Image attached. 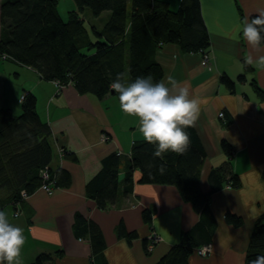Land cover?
Segmentation results:
<instances>
[{
    "label": "crops",
    "instance_id": "0c3cea01",
    "mask_svg": "<svg viewBox=\"0 0 264 264\" xmlns=\"http://www.w3.org/2000/svg\"><path fill=\"white\" fill-rule=\"evenodd\" d=\"M162 1L178 10L183 0ZM200 1L211 39L208 62L206 54L185 53L176 44L163 46L155 58L164 70L162 81L171 76L181 84L187 83L194 95L206 101L195 126L207 153L200 176L202 189L210 190L211 170L227 160L223 141L235 149L232 164L241 186H225L213 195L211 208L217 228L212 251L208 256L195 252L190 264H245L254 224L264 213V69L252 67L247 80L236 82L234 91L222 83L221 77L227 74L237 80L245 72L246 55H264V45L257 51L243 39L237 43L226 36L244 19L258 15V10L264 9V0ZM253 80L263 95L253 86ZM29 92L36 96L37 110L52 130L51 168L68 170L72 181L68 187L54 188L52 194L39 188L21 203L4 208L9 220L24 229L27 240L22 250L23 264L32 263L43 253L56 257L55 264H92L90 239L75 235L77 212L99 225L108 264L158 262L199 220L178 189L141 184L137 169L133 193L121 208L106 210L98 208L86 189L102 168V160L111 153L123 157L119 178L124 180L133 144L144 140L137 119L121 111L114 92L99 99L91 93L80 94L73 84L59 90L54 81L45 80L34 68L0 57V109L10 108L15 115L21 114V98ZM222 112L223 118L219 117ZM146 208L153 213L152 227L142 217ZM227 211L242 216L243 226L228 224ZM121 222L128 231H137L139 238L132 242L119 238L116 229ZM153 233L159 241L146 254L143 242Z\"/></svg>",
    "mask_w": 264,
    "mask_h": 264
},
{
    "label": "trees",
    "instance_id": "16d2710c",
    "mask_svg": "<svg viewBox=\"0 0 264 264\" xmlns=\"http://www.w3.org/2000/svg\"><path fill=\"white\" fill-rule=\"evenodd\" d=\"M74 1L77 10L70 11L65 20L58 9L59 0H1L0 57L34 68L45 80L59 81L64 87L73 84L80 94L91 93L104 99L112 93L110 84L117 73H125L129 80L150 75L154 82L162 81L164 70L155 56L165 45L176 44L185 53L206 54L210 49L211 39L200 0H183L178 10H172L162 0ZM87 8L95 17L109 11L110 18L102 28H88L81 17ZM252 70V66L245 64V72L237 80L224 74L221 81L234 91L236 82L246 81ZM252 84L263 95L254 80ZM21 102L19 115L10 108L0 109V210L8 204L21 203L24 194L32 195L44 182L62 188L72 181L68 170L51 168L52 130L37 110L36 96L25 93ZM186 131L191 142L183 155L168 152L163 160L154 158L155 146L139 140L133 144L123 181L119 178L123 157L111 153L102 160V168L86 186L88 196L100 210L123 206L124 200L133 193V174L137 169L141 172V184L172 185L178 189L183 200L193 206L199 220L155 264H190L196 249L211 245L217 228L211 208L213 195L225 186H241L240 176L232 164L235 149L223 141L227 160L211 170L210 190L205 192L200 176L207 153L196 128ZM162 163L163 174L159 171ZM43 170L50 174L48 181L42 178ZM142 217L152 227V210L144 209ZM225 219L235 227L244 224L243 217L231 211L226 212ZM73 227L77 237L90 239L92 264H108L99 225L77 212ZM116 232L128 242L139 238V233L128 231L123 222ZM143 243L146 254H150L151 244L156 243L152 238L144 239ZM261 255H264V213L254 224L245 264ZM55 262L56 257L43 253L30 264Z\"/></svg>",
    "mask_w": 264,
    "mask_h": 264
},
{
    "label": "clouds",
    "instance_id": "9594fccd",
    "mask_svg": "<svg viewBox=\"0 0 264 264\" xmlns=\"http://www.w3.org/2000/svg\"><path fill=\"white\" fill-rule=\"evenodd\" d=\"M226 36L237 43L243 39L253 50L264 43V9L258 15L244 19ZM246 65L264 69V55L244 58ZM58 87L59 81L54 82ZM110 88L117 94L121 111L138 121L144 141L155 146L154 158L164 159L173 152L183 155L190 145L186 129L195 127L200 117L204 99L192 93L187 83L181 84L169 76L167 81H153L149 76L129 80L125 73H117ZM161 174L165 171L162 163ZM24 229L9 220L6 211L0 210V264H23L22 250L26 244ZM250 264H264V255L257 256Z\"/></svg>",
    "mask_w": 264,
    "mask_h": 264
},
{
    "label": "rangeland",
    "instance_id": "374dc122",
    "mask_svg": "<svg viewBox=\"0 0 264 264\" xmlns=\"http://www.w3.org/2000/svg\"><path fill=\"white\" fill-rule=\"evenodd\" d=\"M1 1V0H0ZM59 12L61 16L67 20L68 19V13L72 10H77V5L74 0H59V5H58ZM81 17L84 19L85 24L87 25L88 28L92 26H96L98 28H102L106 22L110 18V12L106 11L104 12L101 16L95 17L91 10L87 8L81 15ZM4 63H9V62H4ZM220 117V114H219ZM41 188V187H40ZM26 196L25 198H27Z\"/></svg>",
    "mask_w": 264,
    "mask_h": 264
},
{
    "label": "built area",
    "instance_id": "2783aa9c",
    "mask_svg": "<svg viewBox=\"0 0 264 264\" xmlns=\"http://www.w3.org/2000/svg\"><path fill=\"white\" fill-rule=\"evenodd\" d=\"M209 58H208V55L206 54L205 55V61L208 62ZM60 85V84H59ZM57 88L59 90H62L64 88L63 85H60L59 87L57 86ZM21 100H24V95L22 96ZM224 113H220V117L223 118L224 117ZM42 178L45 180V181H48L50 179V174L48 173L47 170H43L42 171ZM42 189H44L46 192H48L49 194H52L53 191H54V187L47 183V182H44L41 186ZM27 195L24 194V197H26ZM17 215V214H16ZM152 240L154 241V243H157L159 241V237H157L156 235H151ZM153 247V244H151L150 248ZM211 251H212V246L211 245H206V246H203V247H200L198 249H196V253L199 254L200 256H208L211 254Z\"/></svg>",
    "mask_w": 264,
    "mask_h": 264
},
{
    "label": "water",
    "instance_id": "95a60500",
    "mask_svg": "<svg viewBox=\"0 0 264 264\" xmlns=\"http://www.w3.org/2000/svg\"><path fill=\"white\" fill-rule=\"evenodd\" d=\"M114 91H112V93H113Z\"/></svg>",
    "mask_w": 264,
    "mask_h": 264
}]
</instances>
